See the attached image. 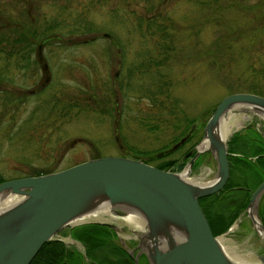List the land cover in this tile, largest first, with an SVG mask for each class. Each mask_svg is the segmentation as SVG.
Returning <instances> with one entry per match:
<instances>
[{
	"label": "rangeland",
	"instance_id": "374dc122",
	"mask_svg": "<svg viewBox=\"0 0 264 264\" xmlns=\"http://www.w3.org/2000/svg\"><path fill=\"white\" fill-rule=\"evenodd\" d=\"M206 2L38 0L32 13H24V2L0 0L4 19L30 22L53 35L39 48L36 43L29 58H23V41L0 47V176L60 169L96 155L143 157L154 165L179 159L202 144L204 124L223 96L239 90L264 96V0ZM158 24H165L163 33ZM165 36L169 48L161 43ZM230 112L240 125L227 142L251 126L264 132L256 113ZM186 134L190 138L173 147ZM210 159L187 176L213 178ZM234 176L251 186L258 178L253 171ZM222 189L204 198L206 212L229 218L237 211L223 236L237 254L256 260L262 239L239 204L241 192ZM121 214L99 218L118 225L109 235L116 244L118 235L124 242L136 235ZM58 234L84 252L68 226ZM105 247L97 249L99 257L114 258Z\"/></svg>",
	"mask_w": 264,
	"mask_h": 264
},
{
	"label": "water",
	"instance_id": "95a60500",
	"mask_svg": "<svg viewBox=\"0 0 264 264\" xmlns=\"http://www.w3.org/2000/svg\"><path fill=\"white\" fill-rule=\"evenodd\" d=\"M240 104L243 111L264 120L263 95L240 90L226 94L204 124L200 141L206 140V145H196L194 155L179 171L137 157L108 154L49 172L2 180L0 203L7 196L15 200L0 205V264H29L45 241L77 222L118 227L108 220H77L100 206L140 216L143 228L137 233L136 247L145 253L148 264H243L224 249L221 234H213L199 203L200 197L223 188L229 177L228 135L221 133V123ZM206 151L215 162L213 178H189L193 160ZM250 196L245 210L263 247L254 261L264 264V224L259 213L264 179ZM125 247L133 255V248ZM134 261L139 264L137 256Z\"/></svg>",
	"mask_w": 264,
	"mask_h": 264
},
{
	"label": "trees",
	"instance_id": "16d2710c",
	"mask_svg": "<svg viewBox=\"0 0 264 264\" xmlns=\"http://www.w3.org/2000/svg\"><path fill=\"white\" fill-rule=\"evenodd\" d=\"M25 4L24 13H32L34 9L33 3L38 2V0H20ZM205 3L206 0H203ZM149 2V1H148ZM148 11L151 12V9L148 8ZM4 11L0 12V47L5 45L6 47L16 48L17 44L23 41L26 45L24 48L23 58H29L32 48L36 43L38 44V48L43 44H46V41L49 40L53 35L48 34L47 28H41V30L45 31H37L38 27L34 28L32 24L24 23L20 21L9 22V19H4ZM147 22V29L152 30L154 24H152V20L148 18H144ZM151 20V21H150ZM165 24H158L156 26L157 30L161 33L164 32L162 28H164ZM155 28V27H154ZM152 32V31H151ZM57 35V34H56ZM161 38H163L161 36ZM164 47L169 48L171 44L168 37H164V41L162 40ZM3 48V47H2ZM4 49V48H3ZM3 49L0 48L2 52ZM39 57V55H38ZM214 109V108H213ZM252 128V130H251ZM246 128L248 132L244 134H236L229 139L228 142V160H229V172L230 177L228 178L227 183L225 184V190L231 188L232 185H236L237 183H243L238 178H235L234 172L242 173L246 176L249 172L253 171L258 174V178L255 181L253 186H256L263 178H264V144L258 141H254L253 135H257L253 127ZM253 130L255 132H253ZM245 148L249 150L248 152L241 151L239 149ZM243 150V149H242ZM240 153V154H239ZM98 156V155H96ZM94 156V157H96ZM256 157L252 159V157ZM185 159V158H184ZM184 159H163L160 160L155 165L160 168L168 169L173 168L176 170H180L184 166ZM200 159V158H199ZM199 160H197L198 162ZM55 170V169H54ZM244 170V171H243ZM52 170H36L33 173H26L24 175H33L40 174L44 172H49ZM6 179L5 177L0 176V182ZM223 190V189H221ZM224 190V191H225ZM248 196V195H247ZM208 196L201 197L199 199L207 198ZM247 204V199L240 203L241 208L245 207ZM208 208H210L208 203ZM261 213L264 212V209L261 208ZM204 213L208 219L212 232L215 234L222 233L227 229L233 222L234 217L237 213L235 211L232 216L229 218L225 217L223 214L215 213L212 215L213 217L208 216L207 212L204 209ZM69 232L71 236L82 241L84 246V253L79 252L76 248H72V246H67L61 239H49L45 241L34 258L30 261L29 264H85V258L96 259L97 264H109L111 261H128L130 260L129 254L121 247L120 244H116L111 241L109 238L112 232L111 228L105 224L98 222L91 223H83L75 226L69 227ZM105 244H108L110 254L114 255V258H100L97 251L102 250L105 251ZM100 248V249H98ZM98 249V250H97ZM84 254V255H83ZM109 257V256H108Z\"/></svg>",
	"mask_w": 264,
	"mask_h": 264
},
{
	"label": "flooded vegetation",
	"instance_id": "af4514ba",
	"mask_svg": "<svg viewBox=\"0 0 264 264\" xmlns=\"http://www.w3.org/2000/svg\"><path fill=\"white\" fill-rule=\"evenodd\" d=\"M253 128H254V130L256 131V133H258V135L259 136H257V135H253V138L256 140V141H258V142H260V141H264V137L262 138V136H263V132H261V129H259L257 126H252ZM187 138H185L184 140H187L188 138H190L189 137V134H186L185 135ZM260 137V138H259ZM183 142V141H182ZM181 142V143H182ZM181 143H179L178 145H180ZM177 145V146H178ZM195 144H193L192 146H190V148H187L184 152H183V155L181 156V158H179V160H181V159H184V161H185V163H184V165L192 158V156L194 155V153H195ZM165 153V152H164ZM163 153V154H164ZM240 154V153H239ZM140 158H142V159H144L143 157H140ZM200 158V159H199ZM204 158H206V160L207 161H210L211 159H210V156H209V154L208 153H206V152H204V153H201V154H199L198 156H197V158H195L194 160H193V162H192V165H191V169H195L200 163H201V161H203V159ZM253 158H255L256 159V157H252V159ZM178 159V158H177ZM254 159V160H255ZM197 160H199L198 162H197ZM190 169V170H191ZM229 175H230V172H229ZM228 181V180H227ZM227 183V182H226ZM225 183V184H226ZM250 184H248L247 182H246V180L245 181H243V183H237L236 185H232L231 186V190H235V189H238V191H240L241 192V197H240V200H241V202H243V201H245L246 199H247V202H248V200H249V197H251L250 196V193H251V191L254 189V187H256V186H258V184H256V186H249ZM225 186V185H224ZM223 186V187H224ZM228 190H230V189H228ZM248 195V196H247ZM204 201H205V199L203 198V199H199V203H200V205H201V207H202V209H205V208H207L208 207V204H205L204 203ZM240 202V203H241ZM239 203V204H240ZM238 204V205H239ZM259 207L260 208H263L264 209V196H263V198L261 199V202H260V205H259ZM204 211V210H203ZM205 211H206V209H205ZM261 219H262V222H263V224H264V212H262L261 213ZM114 229V228H113ZM118 238H119V241H120V245H121V247L129 254V257H130V260H128V261H111L109 264H135V261H134V256H137V258H138V263L139 264H148V262H147V258H146V256H145V253L143 252V251H138V248L136 247V245H137V237H136V235L135 236H130L129 237V239L128 240H126V242H124L123 241V239L118 235ZM57 239H58V236H57ZM122 241L125 243V246H127L128 248H133V255H130V253H129V251H127V248L122 244ZM261 247H262V242H261ZM263 248V247H262ZM262 248H261V252H262ZM77 249V248H76ZM77 250H79V249H77ZM249 252H252V251H249ZM259 254V253H258ZM249 254L247 253V256H248ZM85 260H86V263L85 264H97V260L96 259H90L89 260V258H85ZM101 264V263H100Z\"/></svg>",
	"mask_w": 264,
	"mask_h": 264
},
{
	"label": "bare ground",
	"instance_id": "6f19581e",
	"mask_svg": "<svg viewBox=\"0 0 264 264\" xmlns=\"http://www.w3.org/2000/svg\"><path fill=\"white\" fill-rule=\"evenodd\" d=\"M235 110H241L242 112H243V110H242V106H241V104L240 105H237V109H235ZM237 113V112H236ZM241 114V113H240ZM243 115V114H242ZM241 115V116H242ZM242 118V117H241ZM239 119H240V117L237 115V114H235V112L234 113H232V112H229V115H227L223 120H222V123H221V133L223 134V135H228L229 134V132H231V130L234 128V127H236V126H238V125H240L239 124ZM244 118H242V120H243ZM202 144H199V147H203V146H205L206 145V140L205 141H203V142H201ZM15 200V198L14 197H11V196H7V197H5L2 201H1V203H0V205L1 206H5V205H7V204H9V203H11V202H13ZM108 216L109 217H114V215H113V211L112 210H110L109 209V207H107V206H100V208L99 209H97V210H95V211H93V212H91L90 213V215H86L85 217H80L79 219H77V220H85V219H89L90 217H91V219H99V218H108ZM118 217H120V218H122V220L124 221V223L126 222L127 224H131V225H133V228L134 229H137V227H141V228H143V221H142V219L140 218V216H138V215H136V214H133L132 212L131 213H128V212H126V213H122L121 214V216H118ZM117 219V218H116ZM120 224V223H119ZM224 234H221L220 236H219V240H220V242H221V244L223 245V247H224V249H226L227 250V252L232 256V257H234L235 259H238V261H240L241 263H243V264H255V261L254 260H252V259H250V257H242L241 255H239V254H237L236 252V250L235 249H233L232 247H230V245L229 244H227L226 243V238L223 236ZM228 242V241H227ZM248 253V252H247ZM249 256V255H248Z\"/></svg>",
	"mask_w": 264,
	"mask_h": 264
}]
</instances>
